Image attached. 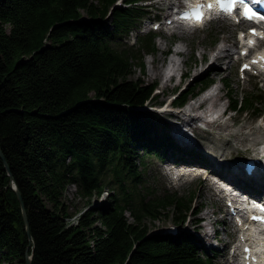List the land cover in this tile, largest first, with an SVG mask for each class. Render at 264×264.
I'll list each match as a JSON object with an SVG mask.
<instances>
[{"label": "trees", "instance_id": "trees-1", "mask_svg": "<svg viewBox=\"0 0 264 264\" xmlns=\"http://www.w3.org/2000/svg\"><path fill=\"white\" fill-rule=\"evenodd\" d=\"M117 1L0 0V147L12 175L0 157V262L27 264L32 255L31 264H218L194 234L153 232L145 221L164 214L185 222L195 199L147 195L145 157L203 160L146 108L156 84L131 78L157 52V33L114 45L139 28L153 0ZM212 81L182 90L176 104ZM223 83L232 112L264 113L258 90L238 95ZM69 184L90 203L105 186L111 192L71 224L62 203Z\"/></svg>", "mask_w": 264, "mask_h": 264}, {"label": "rangeland", "instance_id": "rangeland-1", "mask_svg": "<svg viewBox=\"0 0 264 264\" xmlns=\"http://www.w3.org/2000/svg\"><path fill=\"white\" fill-rule=\"evenodd\" d=\"M174 1L177 3L180 0H153L152 2H149L151 5L149 9L150 13L141 21L139 25L141 29L136 28L127 36V39H117L114 42V45L118 48L124 47L125 44H134L137 40V36L147 32L153 25L148 23L150 19L166 22V13L172 12L171 6H173L174 3L172 2ZM122 4L123 0H119L117 2V5ZM238 29L239 26L230 25L226 21H216L205 25L203 29L196 30L189 35L182 37V41L178 40L182 35L180 31L176 32L173 37H168L161 32H157L155 36L157 52L146 55L144 58L145 67L140 69L138 66H135L131 75V78L134 80L150 84L155 83L157 86V90L155 92V97L157 98L152 100V102H147L148 105H146V108L149 109L152 104H157L155 109L159 111L164 103L168 102L172 96L174 97L175 94H178L181 90L185 88L188 89L191 86L195 87L198 85L199 87L203 81L212 79V82L215 83V89L219 90V92L215 93L221 94L223 96V100L219 101V103L213 107L210 101H208L207 104H203L205 100H202L203 97L200 95L195 99H192L191 97L186 102L185 107H191L190 104L194 103L193 108L196 109V107L200 105V110L192 112L198 116L208 111L210 108L221 110L223 107L230 104L227 88L223 83L224 81L230 82L232 89L238 95L249 93L252 90H258L260 95L264 97V80L248 73L244 76V74L240 71L241 63L236 60L238 54L235 52L241 45L237 35ZM159 34H161V36H158ZM225 36H232L231 38L237 43L238 48L231 51L232 57L224 59L219 64L221 73H202L197 77H193L197 69H202L213 62L214 56L219 50L218 47L224 45L223 39ZM188 42L193 44L190 54L183 53V51H181L183 48L185 50L188 48ZM175 49H179L180 54L176 55ZM203 53L208 56V62L203 63L201 61ZM154 58L156 59L155 65L160 68L162 72H164L166 66L173 65L172 59H175L176 62L174 66L176 69V76L171 81H167L168 87L164 93L162 90L163 81H166L163 77L164 75L151 77V70L154 65L151 60ZM183 59H187V64L185 66L181 63ZM183 70H188L189 75H183ZM180 74L182 75L181 81ZM178 83H180V85H178ZM209 95L210 93H208L205 98H208ZM201 100L202 103H200ZM261 107L264 109V105H261ZM162 116H164V118L168 121V118L165 115L162 114ZM258 116L259 115L248 112H229L224 125H213L212 131H205L197 128L195 130L197 144L186 145L181 141H177L178 143L175 141L183 149L197 152L203 160H199V162L205 166L196 165L194 172L197 175H186L181 181H177L176 184L171 181V172L169 168H167L170 166L166 163L167 160H173L175 158L172 153L168 152L166 155L162 156V159L154 155L145 157L147 161L145 178L147 180L149 191L147 195H162L167 192H177L179 196H183L187 199L192 198V196L195 197L192 202L193 208L191 212L188 213L189 218L185 220V222L176 223L172 217L165 216L164 214L159 220L153 221L146 219L145 221L148 223L153 232H172V229L175 228L178 233L182 232L194 234L198 239L197 243L199 246L205 248L209 255H211L218 264L233 263V261L231 262V260H233L231 257L232 247L239 241V233L237 231V227L233 225V219L232 225H227L222 220L224 216L227 215V206L216 194L219 190H217V187L213 183V174L217 172L222 176V178L229 180L233 184L242 188V190L245 189L251 191L253 189V187L247 182L241 183L228 179L217 169H222L218 160L221 161L220 157H223L222 154L228 143L229 149L228 153H225V157L228 155V157L237 159L238 163L241 162V170L244 171L243 166L245 161H247L251 153L258 151V146L264 139L263 133L259 131L258 139H260L257 141V144H253L251 140L243 141V137L248 136L251 129H258L259 125L262 124L264 113L259 117ZM193 123L195 122L193 121ZM171 125H169L168 131L170 135L173 136L171 134L173 130ZM184 157L185 159H188L187 155ZM199 173H203L208 177L205 178V176L202 175L200 176L201 178H199ZM244 175L245 174H242L241 178H245ZM203 186H211L212 190L206 194L202 191ZM104 190L111 192V186H105ZM142 193H144V190H142ZM88 199L89 198L82 197L78 194L77 185H67L63 193L62 203L66 205L67 211L70 215L67 218L69 223L77 224L78 222H76V219H78L84 211L90 207L96 208V206L98 207L106 203L109 196L103 198L101 196L97 197V195H94L91 199V203ZM48 204L51 206V203ZM126 215L128 219L132 221L131 214L126 212ZM226 219L231 220L230 216H228V218L226 216ZM214 227L217 230L220 244L211 242V239L213 241L215 240L214 238H211V235L215 231ZM235 261L238 262L239 259L237 258ZM0 264H18V261L14 260L11 263L9 260H3Z\"/></svg>", "mask_w": 264, "mask_h": 264}, {"label": "bare ground", "instance_id": "bare-ground-1", "mask_svg": "<svg viewBox=\"0 0 264 264\" xmlns=\"http://www.w3.org/2000/svg\"><path fill=\"white\" fill-rule=\"evenodd\" d=\"M174 4V2H172ZM167 17L169 16V13H166ZM232 36H225L223 39L224 45L218 47V52L217 54L214 56L213 62L210 63V65L203 67L202 69H197L196 73L193 75V77H197L199 75H201L202 73H210V72H215L216 74H220L221 70H220V63L226 59V58H230L232 57V53L231 51L235 48H238L237 43L235 41L232 40L231 38ZM188 48L185 50L183 48V50L181 49V51H183V53H187L190 54L192 48H193V44L191 42L187 43ZM180 50L179 49H175V53H179ZM155 61L156 59H152L151 62L154 63L152 70H151V77H158V76H163L164 73L162 72V70L160 68H158L155 65ZM201 61L204 62H208V56L203 53L201 56ZM173 62V67L172 70L176 71L175 69V59H172ZM231 62V60H230ZM229 62V63H230ZM181 63L185 66L187 64V59H183L181 61ZM176 72H174V74H172V76L170 77L169 80L173 79V76L175 75ZM183 75H189V71L188 70H183ZM163 80V79H162ZM264 80V78H263ZM181 83V82H180ZM180 83H178V85H180ZM168 87V82L167 81H163V85H162V90L163 93L167 90ZM210 98V99H209ZM223 100V96L221 94L215 93L213 92L210 97H208V100H205L203 102V104H207L208 101H210L212 103V106L215 107L219 101ZM165 106V105H164ZM191 107H194V103L190 104ZM178 107V106H176ZM212 109V108H210ZM161 110L163 111V115H165L169 122L172 124L171 127L173 129V132L176 135L177 141H181L186 145H191V144H197V136L195 134V130L197 129L196 127H194V123H193V115L190 109L188 108H184V109H177L175 108L173 105L169 104L167 107L165 108H161ZM224 125V124H223ZM261 131L264 135V117H263V122L262 124L259 125L258 129H251L248 136L243 137V141H248L251 140V142L253 144H257L258 140V132ZM252 136V137H251ZM264 141V139L262 140V142ZM228 149H229V144L227 143V147L225 148L222 156L220 157L221 161L218 160V162L220 163L219 165L222 167V169H217L219 170L220 173H222L225 177H227L228 179H231L232 181H239V179L242 177V174H245V171H242L240 168V163H238L237 159H234L233 157H225V153H228ZM264 152V150H263ZM262 153V152H261ZM250 159H255L258 162V169H259V173L255 174V181L257 183H260L264 186V156L262 154H260V151H255L253 153L250 154L249 156ZM229 159V160H228ZM204 175L203 173H199L198 177L201 178L200 176ZM205 178H207V175H204ZM215 185V184H214ZM212 190L211 186H203V192L204 193H208ZM109 196V191H104L103 194L101 195V197L106 198ZM208 214V213H207ZM229 214V213H228ZM226 215L227 218L229 215ZM226 216H224V218L222 219L225 224L227 225H232V219L228 220L226 219ZM79 218L76 219V222H78ZM233 225L235 226V224L233 223ZM249 235H254L257 236L256 233L252 234L250 233ZM259 243H256V245ZM234 264H240L239 262H236Z\"/></svg>", "mask_w": 264, "mask_h": 264}, {"label": "snow or ice", "instance_id": "snow-or-ice-1", "mask_svg": "<svg viewBox=\"0 0 264 264\" xmlns=\"http://www.w3.org/2000/svg\"><path fill=\"white\" fill-rule=\"evenodd\" d=\"M257 2H259V0H257ZM216 3L220 6L222 11L231 12L236 4H238V3L239 4H245V0H227V2H226V0H216ZM200 7H202V5H198L196 11L192 14L193 17L198 22L203 19V14L199 11ZM208 7L211 9L212 5L209 4ZM243 15L245 16V18H247L249 20H251L254 17L259 15V18L261 20H264V14H259L257 11H254L252 7H249L247 4H245ZM252 34L256 35V32L254 29L252 30ZM248 43L252 44L253 41H249ZM256 62L257 61H255V60L253 61V63H256ZM244 67L247 68L248 65H245ZM254 219H257V218L254 217Z\"/></svg>", "mask_w": 264, "mask_h": 264}, {"label": "water", "instance_id": "water-1", "mask_svg": "<svg viewBox=\"0 0 264 264\" xmlns=\"http://www.w3.org/2000/svg\"><path fill=\"white\" fill-rule=\"evenodd\" d=\"M0 157L3 159L4 163H5V167L6 169L9 171V174L11 175V172H10V167H9V164H8V161L7 159L5 158V155L0 147ZM12 177V175H11ZM12 187L13 189L15 190L16 194H17V197L21 203V207H22V214H23V218H24V222H25V228H26V232L29 236V238L31 239V233H30V226H29V221H28V217H27V212H26V209H25V205H24V201H23V197H22V194L21 192L19 191V189L17 188V185L14 181V179L12 178ZM31 261H32V255H27V258H26V263L27 264H31Z\"/></svg>", "mask_w": 264, "mask_h": 264}]
</instances>
